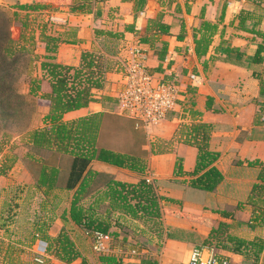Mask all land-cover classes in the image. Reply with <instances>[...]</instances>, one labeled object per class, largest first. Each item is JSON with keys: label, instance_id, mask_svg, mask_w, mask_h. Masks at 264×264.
I'll use <instances>...</instances> for the list:
<instances>
[{"label": "crops", "instance_id": "crops-1", "mask_svg": "<svg viewBox=\"0 0 264 264\" xmlns=\"http://www.w3.org/2000/svg\"><path fill=\"white\" fill-rule=\"evenodd\" d=\"M33 1L45 5L50 20L48 29L42 32L41 28L36 38L41 58L50 56L59 64L78 66L82 52L103 50L96 31L111 32L118 35L113 57L117 63L138 46L146 52L148 72L154 76L158 72L161 84L179 88L174 110L159 124L146 126L118 109L125 77L110 71L104 88L94 92L95 100L65 116L80 120L100 115L98 143L146 163L142 175L94 160L89 169L127 183L144 178L159 196L174 202L161 201L162 237L143 242L139 255L130 256L111 243L112 253L122 257L121 264H188L192 249L202 246L219 223L228 224L229 232L224 241L212 245L216 256L229 264H264V225L254 222L253 209L247 204L259 174V167L248 162L264 165V94L260 91L264 51L259 50L264 46V0ZM199 123L210 126L209 150L219 154L214 166L222 180L213 191L189 185L198 151L189 142L188 129ZM158 140L171 142L169 151L151 153V144ZM72 158L54 155L45 164L58 168L66 181ZM13 171L0 176V204L5 205L4 210L0 208V264H15V257L21 263L25 228L34 229V250L44 244L38 228L54 236L62 227L59 218L50 219V213L47 222H39L36 210L43 195L36 174L17 170L14 175ZM25 200L27 209L33 208L29 220L22 221L19 208ZM9 209L15 222L6 226ZM120 220L136 222L127 217Z\"/></svg>", "mask_w": 264, "mask_h": 264}, {"label": "trees", "instance_id": "trees-1", "mask_svg": "<svg viewBox=\"0 0 264 264\" xmlns=\"http://www.w3.org/2000/svg\"><path fill=\"white\" fill-rule=\"evenodd\" d=\"M18 9L37 11L44 10L45 6L41 3L24 4L19 5ZM95 34L99 41L101 39L99 43L103 50L82 52L78 66L59 64L50 56L43 58L44 61L40 64L41 79L47 82L50 88L45 95L49 101V111L45 117L48 125L29 133L28 145L34 154H26L28 161L33 163V169L29 170L38 178L37 187L43 195L42 208H48L50 219L59 218L62 222L61 229L54 236L47 235L44 230L38 228L41 231L40 238L46 244V256L65 264H71L80 258L85 261L69 235L71 231L81 230L90 238L94 234H106L114 243L117 241V234L113 228L118 227L121 218L127 217L145 225L144 230L140 232V235L146 237L144 242H148L153 236L160 239L163 234L160 203L162 200L173 202L159 196L154 186L144 178L137 183H127L89 169L90 162L94 160L142 175L146 163L141 157L120 153L98 143L100 115L80 120L65 119L67 114L83 109L95 100L94 92L104 88L108 72L122 70L119 62L113 59L117 54L118 35L104 31H96ZM259 35L261 37V34ZM5 37L6 31L1 24L0 41ZM8 43L4 53H1L0 49V60L10 58L13 54L9 47L11 41L8 40ZM46 49L49 52V48ZM259 50L262 53L264 46ZM50 51L54 52L55 48ZM197 53L205 52L197 50ZM2 64L3 62H0V67ZM154 74L155 76L151 74L154 84H161L162 80L156 77L158 72ZM2 83L1 106L10 99H23L14 92L9 94L4 90ZM34 91L31 90V94ZM260 91L264 94V81ZM210 132V126L202 123L192 125L188 129L189 142L194 144L198 151L195 167L189 174V185L204 191H213L222 180V174L214 166L219 154L209 150ZM170 148L171 142L158 140L151 144L150 151L153 154H162ZM38 154L41 157H37ZM46 155L48 158L50 155L73 157L66 181L58 168L45 164ZM248 164L258 166L259 174L257 182L251 188L247 204L253 209L254 222L264 225V165L259 161ZM177 170L181 173L179 165ZM228 230V224L219 223L211 228L203 245L198 247L212 249L215 242L227 238ZM142 246V242L131 245L135 249H141ZM96 260L99 264L122 263V257L113 253L98 255Z\"/></svg>", "mask_w": 264, "mask_h": 264}, {"label": "rangeland", "instance_id": "rangeland-1", "mask_svg": "<svg viewBox=\"0 0 264 264\" xmlns=\"http://www.w3.org/2000/svg\"><path fill=\"white\" fill-rule=\"evenodd\" d=\"M24 4H34V1L30 3V0H0V13H2L0 14V25L2 24V28L6 31L7 37L2 38L0 41V49L2 50L1 53H4L3 50L8 47V40H10L11 45L9 47L13 53L10 58L0 60V62H3L0 67V83L3 82L2 84L5 86L4 90L6 89L9 94L14 92L23 97V99H18V101L17 99L15 101L10 99L8 103H4L2 106L0 105V176L13 170L14 175H17V170H20L21 173L28 172L29 174L28 170L33 169V163L28 161L26 154L30 152L34 154V151L28 145L29 133L32 130L48 125L45 117L49 111V101L45 98V95L50 88L47 82L41 79L42 72L40 70V64L44 59L37 53L38 45L36 38L41 28L43 30L42 32L48 29L50 20L47 17L49 13L45 9L44 11L19 10L18 6ZM38 86L39 88L37 89ZM31 90H35L34 93L31 94ZM37 157H41V155L38 154ZM49 157L51 161L54 156L50 155ZM48 159V155H46V162ZM18 161L21 162L18 163ZM15 194L17 193H11L12 196ZM8 195L2 196L3 200ZM26 202L25 200L19 208L22 221L26 220L27 215L31 213L33 208L30 206L27 209L29 204H26ZM1 205L0 208L4 210L5 205ZM41 208L42 206H38L37 210L34 208L36 212L39 211L37 213L40 214L39 222H47L49 212L45 211L46 208H42L43 210ZM22 210L24 211L22 212ZM6 213L5 225L11 226L15 222V216H13L11 209L6 210ZM27 219L29 220V218ZM32 220L34 221V218ZM137 222L141 224L139 221L133 223L131 221L121 222L120 220L118 227L113 228V231L117 234V241L113 243L115 247L120 246L122 250L128 251L131 247L128 244H132V242L134 244L137 242L143 243L145 241L146 237L142 234L140 235L145 225L143 226L141 224L138 227ZM25 231V254L22 256V259H19L22 264H39L35 261L39 253L45 255L42 264H65L51 256H46L45 242L43 246L39 244L38 248L33 250L31 246L34 243L32 239V231L34 229L30 231L28 227L25 228ZM69 235L85 259V261H82V258H80L71 264H97L96 259L98 254L93 249L94 235L90 238V236L85 235L78 229L71 231ZM11 236L12 234L10 233L9 238ZM3 243L7 244L8 242L4 241ZM111 243L110 246L112 247ZM43 248L44 252H42ZM12 256L13 253L11 254V258ZM15 258L14 261L19 264L17 257Z\"/></svg>", "mask_w": 264, "mask_h": 264}, {"label": "built area", "instance_id": "built-area-1", "mask_svg": "<svg viewBox=\"0 0 264 264\" xmlns=\"http://www.w3.org/2000/svg\"><path fill=\"white\" fill-rule=\"evenodd\" d=\"M147 55L138 46L129 49L125 60L119 61L120 71L125 77L124 87L117 97L118 109L140 119L146 126L157 125L166 119L168 113L174 110L179 100L180 92L176 84H154L153 76L146 67ZM149 183V180H146ZM112 239L106 234H94L93 249L98 255L112 253ZM43 246V243H41ZM42 249V247H40ZM44 252V248L43 251ZM139 249L131 248L126 254L139 255ZM45 255L39 253L35 261L44 262ZM188 264H229L221 259L211 249L194 247L190 253Z\"/></svg>", "mask_w": 264, "mask_h": 264}]
</instances>
